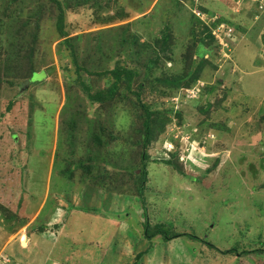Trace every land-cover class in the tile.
I'll return each instance as SVG.
<instances>
[{
  "label": "rangeland",
  "instance_id": "rangeland-1",
  "mask_svg": "<svg viewBox=\"0 0 264 264\" xmlns=\"http://www.w3.org/2000/svg\"><path fill=\"white\" fill-rule=\"evenodd\" d=\"M54 1L0 0V264H264L187 238L151 249L137 196L143 111L124 76L110 101L90 98L115 82L99 73L136 71L131 90L151 112V225L264 249L260 1ZM59 137L86 148L64 157Z\"/></svg>",
  "mask_w": 264,
  "mask_h": 264
},
{
  "label": "trees",
  "instance_id": "trees-1",
  "mask_svg": "<svg viewBox=\"0 0 264 264\" xmlns=\"http://www.w3.org/2000/svg\"><path fill=\"white\" fill-rule=\"evenodd\" d=\"M54 2L58 6V15H57V19H56V29H57L58 34L60 36H66V32L64 31V12H63V9L61 8L59 2H56V1H54ZM207 31H209V30H207ZM206 35L210 39L212 38V36H211V34L209 32ZM65 43H66V46L70 49V54L72 56L73 61L76 63L75 51L72 48V45H71L70 41L65 40ZM206 44H209V43L206 42ZM159 47H160V51L158 53H157V50H155V54H157V55L159 53L164 52L163 51V47H164L163 43ZM152 54H153V52H152ZM31 56L32 55L27 56V62H31L32 61ZM202 65H203V62H201L197 66L198 70L201 69ZM99 74H101V75L110 74L115 79V82L112 83L110 85V87L107 90L104 91L105 94L104 93H95L94 95H91L90 98H91L92 101H94V103L101 104L100 101H103L104 99H108V101H110L113 98V96L115 95V90L118 88V81L121 79L122 76H124L125 79H126L125 83H126L127 90L131 91L135 95L137 103H138L139 107L141 108V110L143 111V114H144V117H145L144 118V123H143L144 128H145L144 139H143V143H142V150H141V153H140V167H139L140 170H139V174H138V177H137V196H138V200H139V202L141 204V209H142V214H141L142 215V221L140 222L139 226L142 229L141 232H142L143 238L147 242L151 243V249L154 246V244H153L154 242L160 241V243H162L164 245H167L172 240L187 238V239H189L190 241H193V242H197V241L198 242H202L204 247L206 246L209 250L216 251V252H218V253H220L222 255H229V256L237 255L238 256L240 254L241 255L242 254H246L248 256V255H251V254L259 253V254H262L264 256V249H261V248H255V249H252V250L238 251L237 247H230V248H227V249L219 250L211 242H209V241H207V240H205L203 238H200V237H198V236H196V235H194L192 233L175 231L173 228L169 227L167 224H164V223H160V224L158 223V224H155V225H151L149 223L147 207H146V199H145V191L147 189V180H148L147 156H146L145 150H146L147 146L150 143L149 140H150V134L151 133L149 132V128L148 127H149V121H150L151 112H150L148 106L142 101V99L140 97L141 93L139 91H137V90L136 91L135 90L134 91L131 90V83H132L135 75L137 74L134 69H126V68H123V67H115V68L111 69L109 72H103V73H99ZM187 78H188V83H189L188 85H190L191 82L195 81V77L187 76ZM138 87H139L140 90L143 89L142 85H139ZM84 88L86 90L89 89L87 86L84 87ZM11 104L12 103H9V105L7 107V110L10 109ZM64 139L65 138H63V140ZM59 141H61L60 137H59L58 142L56 143L57 144L56 145V147H57L56 153L59 152V154L61 153L62 155H64V157L68 155L71 158V155L67 154V149H66V148H69L70 146H73L74 150L81 151V152H84L83 148H86V146L79 140H77L76 143H74L73 142L74 140L71 142L69 139H66V145L69 142L67 147H66V145H61L60 146ZM59 154H57V155H59ZM59 157H61V155H59ZM54 227L55 228H60L61 226L60 225H55ZM146 253H147V251L145 250L141 254H138L139 259L143 255H145ZM111 255L112 254L109 253V256H111Z\"/></svg>",
  "mask_w": 264,
  "mask_h": 264
},
{
  "label": "crops",
  "instance_id": "crops-1",
  "mask_svg": "<svg viewBox=\"0 0 264 264\" xmlns=\"http://www.w3.org/2000/svg\"><path fill=\"white\" fill-rule=\"evenodd\" d=\"M0 239H1V233H0ZM45 245H46V243L43 244L44 248L46 249ZM39 249H41V248H39ZM32 250H33V248H31V250H30L28 253H29V255L31 254V256L33 257V255H34V251H32ZM3 251H4V250L0 248V252L2 253ZM37 251H38V250H37ZM27 256H28V255H27ZM20 257L22 258L23 263L27 261L25 258H23V252H22V254H21Z\"/></svg>",
  "mask_w": 264,
  "mask_h": 264
},
{
  "label": "built area",
  "instance_id": "built-area-1",
  "mask_svg": "<svg viewBox=\"0 0 264 264\" xmlns=\"http://www.w3.org/2000/svg\"><path fill=\"white\" fill-rule=\"evenodd\" d=\"M257 1H260V8H263L264 6L262 5V2L264 1V0H257Z\"/></svg>",
  "mask_w": 264,
  "mask_h": 264
},
{
  "label": "clouds",
  "instance_id": "clouds-1",
  "mask_svg": "<svg viewBox=\"0 0 264 264\" xmlns=\"http://www.w3.org/2000/svg\"><path fill=\"white\" fill-rule=\"evenodd\" d=\"M255 2H258L257 0L255 1ZM264 8V7H263ZM259 14V12L257 13V14H255L254 16H255V18H257V15Z\"/></svg>",
  "mask_w": 264,
  "mask_h": 264
}]
</instances>
